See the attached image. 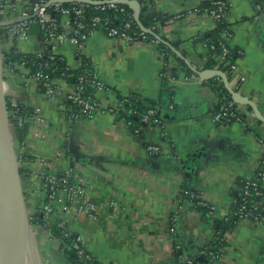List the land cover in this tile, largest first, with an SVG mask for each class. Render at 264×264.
Returning a JSON list of instances; mask_svg holds the SVG:
<instances>
[{"label": "crops", "instance_id": "crops-1", "mask_svg": "<svg viewBox=\"0 0 264 264\" xmlns=\"http://www.w3.org/2000/svg\"><path fill=\"white\" fill-rule=\"evenodd\" d=\"M204 1H152L151 9L171 17L159 29V37L175 45L166 60L156 44H128L101 30L84 43L82 55L104 88L93 95L101 107L121 108L131 98L157 105L159 124L148 125L142 138L110 112L67 123L53 103L32 89L27 105L41 109L45 126L30 123L26 132L11 131L15 151L24 149L30 156L23 163L29 178L22 184L28 214L40 209L45 198L30 173L71 169L95 208L94 217L58 213L50 222L64 221L99 264L195 260L213 231L191 208L184 192L203 198L213 205L217 216L224 217L236 208L239 182L253 178L260 169L264 123L253 111L243 106L251 115L248 123L253 133L237 122L217 126L211 120L217 97L208 82L216 77L202 80L195 72L210 69L205 42L215 24L202 8ZM225 1L229 7L225 17L228 46L237 51V76L245 77L241 85L237 76L228 84L252 99L264 118V0ZM18 15L8 9L2 20L14 22ZM71 31V25L64 26L66 34ZM7 43L20 54L34 55L40 51L38 29L30 28L28 41ZM54 49L69 66H77L70 40ZM212 59L220 63L218 56ZM7 82L17 92L23 91L18 76H8ZM147 145L157 146L159 153L147 152ZM30 227L43 259L40 264H70L58 242L39 227ZM225 239V248L217 260H210L212 264H264V225L238 223Z\"/></svg>", "mask_w": 264, "mask_h": 264}, {"label": "built area", "instance_id": "built-area-1", "mask_svg": "<svg viewBox=\"0 0 264 264\" xmlns=\"http://www.w3.org/2000/svg\"><path fill=\"white\" fill-rule=\"evenodd\" d=\"M98 2L95 5L96 8L101 9H112L120 12L123 16L127 17L126 22L123 25V29L110 27L106 20L100 17H92L90 19L89 29L86 28V24L83 22L85 8L89 5L82 3H72L74 6L66 8L61 0H0V29L4 30L2 39H0V49L2 51V60L4 52H7L11 46H8V41L20 40L28 41L30 39V28L33 25H37L42 31L44 40L40 43V51L34 54L39 60L42 58H47L50 61L56 59L65 61L64 57L59 53H50L45 55V50L47 48H54L57 44H62L65 40H70L75 45V55L82 54L85 41L98 30L103 31L109 37L121 40L125 43L131 44L135 41H147L148 35L153 38L148 40L150 43L158 44L160 41L159 35L155 33L156 25H152L148 28L144 27L145 31L139 29V32L135 35H130L127 33L126 29L130 27V24L134 20V12L132 9L131 13H127L124 4L121 1H135L139 4L140 8L146 1L149 0H92ZM209 3L210 7L206 9L205 13L208 15L210 20L216 24L223 19L228 14L229 7L225 0H205ZM150 2V1H149ZM149 8H152V3H147ZM18 11L19 15L14 22H5L2 20L6 10ZM228 10V11H227ZM51 12H57L66 19V22L58 24L51 16ZM73 15L75 17V23L71 25L69 16ZM135 21V20H134ZM72 27L71 34L68 35L64 32V26ZM58 29H62V32H58ZM229 30H223L221 33V39L217 41L216 45H211L205 42V48L211 51H215L216 55L220 58L221 63L228 64V74L232 77L237 76V66L235 63H229V49H228V39ZM66 63L65 70L70 71L76 69L80 66L78 61H76L77 66L72 67ZM47 66V65H46ZM213 71H220L223 73L227 79V74L221 69L215 67L210 69ZM12 73L9 70L3 69V87L4 95L6 99H9L13 108H16L20 103L25 108H30V114L24 113L19 114L17 111L8 113L10 127L13 130H22L25 125L34 123L40 128L45 126V122L41 116V109L39 107H29L27 105V95L30 90H34L38 93V86L42 84L43 92L42 95L47 101L53 103L56 109L61 112L67 123L77 122L82 119H91L92 116L98 112H110L118 115L120 108H103L95 99L84 96L85 84L90 85V87L101 88L102 83L98 80L95 73L90 71H85L81 76L78 77V83L76 85H68L66 79L70 77V74L62 73L60 81L50 78L49 76H42L41 71L36 74H30L28 69H20L18 76L20 79L22 92H17L12 89L8 82L7 77L11 76ZM14 76V75H13ZM65 76V77H64ZM238 85H241L245 81L244 76H237ZM217 80L223 83L220 77H216ZM228 82V80H227ZM61 83V84H59ZM224 85V83H223ZM229 85V84H228ZM225 87V85H224ZM230 87V86H229ZM226 88V87H225ZM228 91V90H227ZM234 91V90H233ZM238 93L237 91H234ZM229 93V91H228ZM230 95V93H229ZM231 98V96H230ZM251 100L253 103L254 101ZM68 102L71 104L70 107L66 108L64 103ZM124 102H128V99ZM123 102V103H124ZM220 102H224L220 105ZM171 107V105H169ZM217 108V109H216ZM155 111L148 110L146 114L142 116V122L149 125H158L159 121L154 117ZM251 115L243 111V106L235 103L232 99L230 101H218L215 106V111L211 114L212 122L217 126H222L227 122H237L246 127L249 133H253L251 130L253 127H249V118ZM138 131L136 130L133 134L137 137ZM260 141V139H259ZM261 142V141H260ZM146 151L151 154H158L159 148L155 145H147ZM17 161L20 168L23 167L25 151L24 149L16 152ZM36 161L42 165V161L36 159ZM260 169H264V158L261 160ZM256 173L253 178L244 181L242 188H239L242 192V203L238 210L239 223L247 222L256 227L264 225V190L262 188V182H264V171L260 170ZM31 179L34 182L39 183L40 191L45 194V200L42 207L36 210L32 215L39 213L48 224L50 218L58 213L70 214V213H82L87 217H94L95 208L90 204L85 195L84 189L79 185L78 180L75 178L74 173L71 169L64 170L59 173H40L31 172ZM259 178L260 183H257L254 178ZM185 196L190 199H197V205L207 208L208 215L213 216L215 214V208L209 202L200 198L192 193L184 192ZM253 197L256 200L253 201ZM189 204L192 203L189 201ZM30 215V217L32 216ZM29 217V219H30ZM60 229L63 230L64 237H70L71 233L68 231L64 225V221H58L55 223ZM36 227H39L35 225ZM42 229L45 236H49V231ZM214 235V234H213ZM213 237V236H212ZM211 241V240H210ZM68 246L73 249L82 261H93L95 260L83 247L81 242V237L75 234V239L71 240ZM206 252L204 248L202 249L200 256L204 257ZM208 260H214L215 256L209 253L205 256ZM76 264V263H72ZM174 264H194L193 259L179 261Z\"/></svg>", "mask_w": 264, "mask_h": 264}, {"label": "trees", "instance_id": "trees-1", "mask_svg": "<svg viewBox=\"0 0 264 264\" xmlns=\"http://www.w3.org/2000/svg\"><path fill=\"white\" fill-rule=\"evenodd\" d=\"M151 3L153 0H149ZM149 1H146L143 6L140 8L139 13V22L143 27H150L152 25H156L155 33L159 35V29L162 27L165 23H167L171 17L164 15L162 13L156 12L153 9H150L147 3H150ZM66 8H70L74 6L72 3H67L63 5ZM210 7L209 3L207 1H204L203 3V10L206 11ZM127 13H131V10L128 7H125ZM228 11V10H227ZM52 18L60 24L63 16L57 12H51ZM100 17L103 20H106L109 23L110 27L120 28L123 29V25L127 20L126 16H123L120 12L112 10V9H101L96 8L95 5H89L85 8L84 12V19L83 22L86 24V28L89 29L90 25V19L92 17ZM71 25L75 23V17L73 15L69 16ZM38 29V39L39 42L42 43L44 40V36L42 31L39 29L37 25H33ZM228 29V25L226 23V20L223 19L222 21L215 24L214 30L206 37V42L211 45H216L217 41L221 39V33L223 30ZM127 33L130 35H135L139 32V27L137 23L133 20V22L130 24V27L126 29ZM30 32V31H29ZM58 32H62V29H58ZM4 33V30L0 29V39H2V35ZM153 37L148 35V40L152 39ZM159 43L157 44V49L160 53V55L166 60L169 56H172V50H174L175 45L169 44L161 37ZM229 49V55L230 58L229 63H235V57L237 55L236 50H232L229 46H227ZM50 53H57L55 49L53 48H47L45 50V55H49ZM211 55V61H209L208 68L213 69L215 66L219 69H221L224 73L227 74V80L232 81L234 77L230 76L228 74V64L225 63H214L212 57L217 56L215 51L210 52ZM76 61L80 64V66L76 69H72L70 71H66V63L63 60L56 59L54 61H50L49 59L42 58L39 60L35 55H23L18 53L14 48H10L7 52H4L3 54V60H2V67L3 69L9 70V72L12 73V75H18L20 69H28L30 74H36L37 72L41 71L42 76H49L50 78L56 79L57 81H60L62 73L64 74H70V77L66 79V82L68 85H76L78 83V77L81 76L85 71H90L91 67L88 63V61L84 58L82 54L76 55ZM47 65V66H46ZM186 67V66H185ZM209 69V70H210ZM186 71L189 72V69L186 68ZM65 77V76H64ZM235 80V79H234ZM237 80V79H236ZM238 84V81H236ZM211 90L215 93L218 101H230V95L227 91V89L224 87L223 83L219 80L212 79L209 82ZM38 93L43 92V86L40 84L38 86ZM97 89H104L103 85L101 88H94L90 87V85L85 84L84 87V96L90 97L91 99H94V92ZM224 102H220V105H222ZM6 105H7V111L8 113H12L14 111H17L19 114H30L31 109L25 108L22 104H18L16 108H13L11 105V102L9 99H6ZM65 107L68 108L71 106L70 103L65 102ZM217 109V108H216ZM148 110H154L155 115L154 117L158 119L157 115V105L156 104H150V103H143L137 98H131L128 100V102H124L123 106L119 109L118 112V118L123 119L129 130L134 133L136 130L138 131L137 137L142 138L143 132L146 129V127L149 125V123L145 124L142 122V116L147 113ZM215 111V110H214ZM213 111V112H214ZM248 111H251L250 108H248ZM232 122H227L224 125H227ZM260 123V122H259ZM28 125H25L23 127V131L26 132ZM27 158H30L29 155L25 152V156L23 160L25 161ZM263 170L264 169H260ZM259 171V170H258ZM257 171V172H258ZM19 173L21 176V182L22 184L26 181V179L29 178V174L27 171H25L24 168L19 169ZM254 180L257 183H260L259 178H254ZM244 184V180L239 182V188H242ZM25 194V193H24ZM181 196V193H180ZM242 192L240 189H238V194L234 198L235 200V206L236 208H232L228 215L224 217H219L217 215H213L212 217L208 215L207 208H203L199 205H197V199H190L187 198L188 201L192 203L191 208L199 215V218L201 221L209 224V227L213 231V237L211 241L204 247V251L206 252V255L208 256L209 253H212L215 256L214 260H217L220 257V251L225 248L226 246V239L225 235L229 232H231L239 223V217L237 215L239 207L242 203ZM255 201L256 199L253 197H249V199ZM45 200V198H44ZM29 223L31 225H37L44 230L49 231V236L51 240H54L58 242L59 246L63 250L65 254L68 255V260L70 264L76 263V264H99L96 260L87 262L82 261L78 258L75 251L71 249L68 244L71 240L75 239V234H71L70 237H64V232L62 229H60L55 224H48L47 221L40 216L39 213H36L35 215H32L29 219ZM205 255V256H206ZM204 256V258H206ZM194 264H203L201 262H198L193 259Z\"/></svg>", "mask_w": 264, "mask_h": 264}, {"label": "water", "instance_id": "water-1", "mask_svg": "<svg viewBox=\"0 0 264 264\" xmlns=\"http://www.w3.org/2000/svg\"><path fill=\"white\" fill-rule=\"evenodd\" d=\"M63 3H82L98 5L92 0H61ZM134 12V20L140 30L145 31L139 22L140 6L135 1H121ZM195 71V70H194ZM202 80L220 77L231 99L242 106L249 107L257 120L264 123V118L259 113L255 103L239 93L234 92L228 85L227 79L220 71L204 70L195 71ZM2 51L0 49V264H25L24 262V230L22 225L17 227V219L22 214V224L31 225L26 215V202L19 173L16 151L13 145L11 127L8 117L6 97L3 87ZM203 264H212L202 256L195 258Z\"/></svg>", "mask_w": 264, "mask_h": 264}, {"label": "bare ground", "instance_id": "bare-ground-1", "mask_svg": "<svg viewBox=\"0 0 264 264\" xmlns=\"http://www.w3.org/2000/svg\"><path fill=\"white\" fill-rule=\"evenodd\" d=\"M21 225L24 230V262L25 264H40L34 250V237L32 236L33 234L30 230V226L26 225V223L22 224V214L20 213L17 219V227Z\"/></svg>", "mask_w": 264, "mask_h": 264}, {"label": "rangeland", "instance_id": "rangeland-1", "mask_svg": "<svg viewBox=\"0 0 264 264\" xmlns=\"http://www.w3.org/2000/svg\"><path fill=\"white\" fill-rule=\"evenodd\" d=\"M11 131H14L13 128H11ZM24 198H25V202H26V196H25V194H24ZM26 215H27V219H28V221H29V217H30V215L28 214V209L26 210ZM30 230H31V232H32L31 227H30ZM37 248H38V247H37ZM37 248H35V246H34V250H35V253L37 254V258L39 259V262H41L43 259H42V257H41V254H38V251H36ZM41 259H42V260H41Z\"/></svg>", "mask_w": 264, "mask_h": 264}]
</instances>
